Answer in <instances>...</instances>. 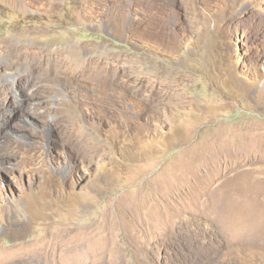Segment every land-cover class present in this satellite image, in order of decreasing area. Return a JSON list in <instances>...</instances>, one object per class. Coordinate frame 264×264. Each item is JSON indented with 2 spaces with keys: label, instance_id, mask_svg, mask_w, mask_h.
<instances>
[{
  "label": "rangeland",
  "instance_id": "rangeland-1",
  "mask_svg": "<svg viewBox=\"0 0 264 264\" xmlns=\"http://www.w3.org/2000/svg\"><path fill=\"white\" fill-rule=\"evenodd\" d=\"M59 230L84 264H264V0H0V260L62 264Z\"/></svg>",
  "mask_w": 264,
  "mask_h": 264
},
{
  "label": "bare ground",
  "instance_id": "bare-ground-1",
  "mask_svg": "<svg viewBox=\"0 0 264 264\" xmlns=\"http://www.w3.org/2000/svg\"><path fill=\"white\" fill-rule=\"evenodd\" d=\"M37 48V47H36ZM39 49V47H38ZM40 50V49H39ZM38 50V54L41 53V51L39 52ZM21 53V59L24 58H30V57H34L36 55H38L37 53L34 54V52L31 51H27L24 48L22 50H20ZM71 235L69 234V232L62 230V231H56L54 233H52V235L50 236V240L45 241L41 244L39 250H41V256L48 254V253H52V251H54L55 249H65L66 254L64 255L63 259H62V264H84V262L82 261V259L77 258V260H73L74 259V255L78 252L75 248V242H76V238L74 237H70ZM52 248V249H51ZM36 250V249H35ZM15 253V252H14ZM13 254V253H12ZM16 254V253H15ZM3 256V255H2ZM5 256V255H4ZM73 257V258H72ZM5 258V257H4ZM11 258V257H9ZM1 261V260H0ZM9 261V260H8ZM10 262V261H9ZM7 262L5 260L1 261V264H6ZM44 264H49V261L44 263ZM56 264V263H55Z\"/></svg>",
  "mask_w": 264,
  "mask_h": 264
},
{
  "label": "crops",
  "instance_id": "crops-1",
  "mask_svg": "<svg viewBox=\"0 0 264 264\" xmlns=\"http://www.w3.org/2000/svg\"><path fill=\"white\" fill-rule=\"evenodd\" d=\"M263 232V231H262Z\"/></svg>",
  "mask_w": 264,
  "mask_h": 264
}]
</instances>
